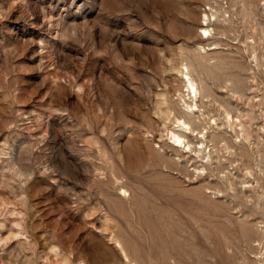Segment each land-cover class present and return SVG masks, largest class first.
<instances>
[{"label":"rangeland","instance_id":"rangeland-1","mask_svg":"<svg viewBox=\"0 0 264 264\" xmlns=\"http://www.w3.org/2000/svg\"><path fill=\"white\" fill-rule=\"evenodd\" d=\"M0 264H264V0H0Z\"/></svg>","mask_w":264,"mask_h":264},{"label":"bare ground","instance_id":"bare-ground-1","mask_svg":"<svg viewBox=\"0 0 264 264\" xmlns=\"http://www.w3.org/2000/svg\"><path fill=\"white\" fill-rule=\"evenodd\" d=\"M187 82H188L189 87H190V88H193V89L195 90V87H196V86H195V84L190 80L189 77L187 78ZM194 92H195V91H194ZM177 122H178L179 125H181V124H182V125H185L184 128L189 129V131H193V130H192V127H191L189 124H187L186 121H181V122L177 121ZM177 126H178V125H177ZM169 133H170V131H169ZM171 133H172V132H171ZM186 133H187V132H186ZM171 135H173V137H175V140H180V139H181V137H180L179 135H176L175 133H172ZM191 142H192L191 140H190V141L187 140V141H186V143H187L186 146L191 145V144H190ZM184 145H185V144H184ZM192 145H193V144H192ZM194 145H195V144H194Z\"/></svg>","mask_w":264,"mask_h":264}]
</instances>
